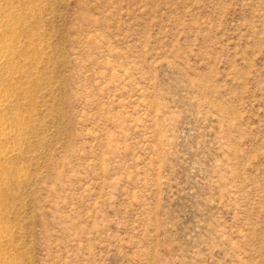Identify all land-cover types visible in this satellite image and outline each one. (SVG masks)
<instances>
[{"label":"rangeland","instance_id":"rangeland-1","mask_svg":"<svg viewBox=\"0 0 264 264\" xmlns=\"http://www.w3.org/2000/svg\"><path fill=\"white\" fill-rule=\"evenodd\" d=\"M0 14V264H264V0Z\"/></svg>","mask_w":264,"mask_h":264},{"label":"bare ground","instance_id":"bare-ground-1","mask_svg":"<svg viewBox=\"0 0 264 264\" xmlns=\"http://www.w3.org/2000/svg\"><path fill=\"white\" fill-rule=\"evenodd\" d=\"M3 17L0 14V29L2 26ZM11 50H13V46L11 44H6L3 47H0V67L3 64V61L6 60L8 53H11ZM7 101V96L3 92L0 91V105ZM8 127H5V133L3 135H8V132L6 131ZM9 129V128H8Z\"/></svg>","mask_w":264,"mask_h":264}]
</instances>
